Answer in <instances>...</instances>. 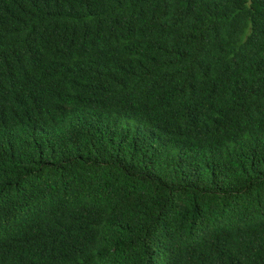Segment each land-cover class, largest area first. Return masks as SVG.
Listing matches in <instances>:
<instances>
[{
  "label": "trees",
  "instance_id": "16d2710c",
  "mask_svg": "<svg viewBox=\"0 0 264 264\" xmlns=\"http://www.w3.org/2000/svg\"><path fill=\"white\" fill-rule=\"evenodd\" d=\"M0 264H264V0H0Z\"/></svg>",
  "mask_w": 264,
  "mask_h": 264
}]
</instances>
